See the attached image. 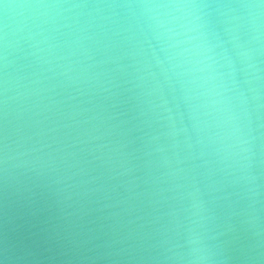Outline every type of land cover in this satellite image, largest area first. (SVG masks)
I'll return each instance as SVG.
<instances>
[{
  "label": "water",
  "instance_id": "95a60500",
  "mask_svg": "<svg viewBox=\"0 0 264 264\" xmlns=\"http://www.w3.org/2000/svg\"><path fill=\"white\" fill-rule=\"evenodd\" d=\"M0 264H264V0H0Z\"/></svg>",
  "mask_w": 264,
  "mask_h": 264
}]
</instances>
